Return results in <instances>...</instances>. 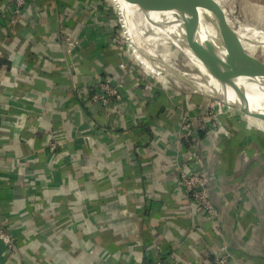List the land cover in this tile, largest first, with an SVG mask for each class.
Segmentation results:
<instances>
[{"label": "crops", "instance_id": "1", "mask_svg": "<svg viewBox=\"0 0 264 264\" xmlns=\"http://www.w3.org/2000/svg\"><path fill=\"white\" fill-rule=\"evenodd\" d=\"M209 1L234 27L220 0ZM119 18L111 0H37L0 23V227L16 236L12 248L0 242V264H190L189 228L201 259L220 244L179 194L185 164L172 143L179 118H197L213 100L141 66L127 79L124 109L88 111L72 89L115 79L131 61L114 41V31L126 33ZM62 33L77 39L71 58ZM230 109L221 129L199 134L211 200L229 264H264V119ZM244 180L250 197L235 216L236 198L223 199ZM169 249L176 254L163 259Z\"/></svg>", "mask_w": 264, "mask_h": 264}, {"label": "built area", "instance_id": "2", "mask_svg": "<svg viewBox=\"0 0 264 264\" xmlns=\"http://www.w3.org/2000/svg\"><path fill=\"white\" fill-rule=\"evenodd\" d=\"M36 7L37 0H5L4 7L0 10V23L4 20L13 23L22 18L28 9H36ZM36 15L39 17L38 13ZM118 34L117 30L114 31V41L117 43L119 50L129 56L131 61L119 63L115 67L116 78H109L104 75L102 79H91L77 84L72 83V89L77 93L80 101L83 102L88 111L92 107H103L108 110L118 108L121 110L130 101L127 93V79L130 72H133L136 68L138 69L140 65L133 59L134 56L129 51L127 34L124 33L123 37L117 36ZM60 41L64 46L66 56L71 58L73 50L78 45L77 39L70 34L62 33L60 34ZM143 71L150 73L147 69H143ZM135 80L140 82L139 78H135ZM230 110L228 105L217 101H208L197 118L181 116L174 127V140L172 143L175 146V154L177 155L175 162L181 160L185 164V168L178 173L179 194L186 202L192 204L196 209V213L200 215L202 223L199 226L208 225L211 236L220 240V244H217L215 248H207L204 251L208 259H201L200 253L193 242L194 228L186 229L182 242L190 253V264H229L231 258L227 242L218 225L217 207L211 200V195L215 189L210 186V183H212L214 176L204 164V152L199 138V134L221 129L223 126L221 116L230 114ZM113 132H117V128H114ZM159 132V130H153L152 140L155 142L160 138ZM231 192L230 197L226 196L223 200L232 204L234 200L232 198H236L233 205L236 210L234 214L237 216L248 201V198L246 200L243 196L250 197V189L244 180L235 191ZM142 205L148 208L150 205L149 197H145V200L141 202ZM143 218H145L144 215ZM195 226L198 227V225ZM0 242L8 248H12L16 242V236L14 237L1 226ZM175 254L174 249H169L162 256L163 259H167Z\"/></svg>", "mask_w": 264, "mask_h": 264}, {"label": "bare ground", "instance_id": "3", "mask_svg": "<svg viewBox=\"0 0 264 264\" xmlns=\"http://www.w3.org/2000/svg\"><path fill=\"white\" fill-rule=\"evenodd\" d=\"M115 2L127 24V40L132 48V55L145 65L147 70L158 73L163 67L169 68L178 73V80L186 86L224 99L211 83L212 76L204 65L205 56L182 48L174 40L171 33L173 30L182 41L192 39V35L164 9L159 0H115ZM190 10L199 16L201 26L210 23V17L204 14L199 6L190 4ZM211 21L214 23L213 20ZM215 43L219 46L228 66L232 83L238 85L241 80H250L252 84L246 90V97L251 101L264 103V65L257 66L251 65L256 64L255 62L251 64L243 62L239 66L234 63L233 57L216 41ZM188 68L199 74L186 73L184 69ZM193 80L201 82L200 86L193 85Z\"/></svg>", "mask_w": 264, "mask_h": 264}, {"label": "water", "instance_id": "4", "mask_svg": "<svg viewBox=\"0 0 264 264\" xmlns=\"http://www.w3.org/2000/svg\"><path fill=\"white\" fill-rule=\"evenodd\" d=\"M113 1L118 8L120 13L119 16L121 17L122 12L115 0ZM159 2L174 19L179 21L190 32L192 39L188 41H182L174 30L171 33L179 46L190 52L200 53L205 56L206 63L204 62V65L208 68L212 76L211 83L225 100L219 96H211L195 91L190 86H187L190 89L189 93H195L210 100L239 109L249 117L264 119V103L251 101L246 97V90L252 82L250 80H241L238 85L232 83L230 71L222 57L219 46L202 28L198 16L190 10V4L199 5L213 16L216 22L215 25L222 34L234 36L235 38L238 37L230 31L232 29L231 27L214 15L212 3L209 0H159ZM225 52L229 54L227 51ZM230 56L233 57L232 55ZM159 70L160 73L179 79L178 73L169 68L163 67Z\"/></svg>", "mask_w": 264, "mask_h": 264}, {"label": "rangeland", "instance_id": "5", "mask_svg": "<svg viewBox=\"0 0 264 264\" xmlns=\"http://www.w3.org/2000/svg\"><path fill=\"white\" fill-rule=\"evenodd\" d=\"M111 1L114 3L113 0ZM219 4L221 8L224 7L225 10H229V14L227 13V15L234 26L230 31L238 37L235 38L234 36L222 34L221 31L216 27V22L213 16L209 12L201 8L199 5H197L203 10L204 14L210 17V23L203 24L202 28L216 42H218L225 51H227L234 57L235 64L240 66L243 62H248L249 64L255 62L256 64L251 65H264V0H220ZM244 5H246V9ZM119 19L122 25L125 27V31L127 34V24L124 22L122 14ZM211 20L214 21V24H212L213 22ZM129 51L132 52V48L130 45ZM133 59L136 60L143 69H147L146 66L135 59V57ZM146 61L144 60V62ZM184 71L190 75L199 74L194 70H190L189 68L184 69ZM155 74L156 73H154V75ZM172 78V82L178 84L180 83L179 86L182 88V91H190V89L185 84L181 83V81H179L177 78ZM192 83L197 87L201 84V82H195L194 80L192 81Z\"/></svg>", "mask_w": 264, "mask_h": 264}]
</instances>
